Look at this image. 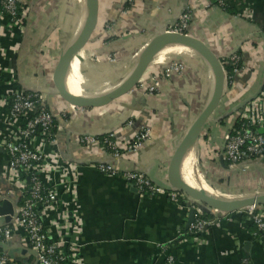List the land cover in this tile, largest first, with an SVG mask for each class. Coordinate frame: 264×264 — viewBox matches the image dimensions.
I'll list each match as a JSON object with an SVG mask.
<instances>
[{
  "label": "crops",
  "instance_id": "0c3cea01",
  "mask_svg": "<svg viewBox=\"0 0 264 264\" xmlns=\"http://www.w3.org/2000/svg\"><path fill=\"white\" fill-rule=\"evenodd\" d=\"M86 1L23 0L26 23L20 28L7 18H0V142L15 131L14 124L8 121L6 99L17 89L51 91L47 95L48 107L63 128L56 146L50 148L53 152L46 151V168L52 162L63 174L45 171L41 175L48 186L56 184L61 197L57 209L42 213L45 229L53 238L63 229L62 237L68 247L78 243L76 264H264V246L245 216L233 217L219 228L191 236L186 228L190 208H180L164 197H140L136 188L123 178L98 172L99 164L112 163L121 171L139 170L149 175L158 163L163 169L160 176L166 178L176 147L211 99L214 76L201 55L177 45L156 53L152 64L158 69L165 68L171 57L179 54L198 64L207 81H202L198 74L160 78L157 91L149 94L148 88L155 85L150 67L140 82L143 88L137 86L107 106L85 109V115L68 109L50 79L61 55L82 31L87 18ZM126 3V0H100L98 27L82 51L85 55L86 50L95 51L99 59L93 64L79 61L81 52L66 71L79 94L100 97L118 87L132 71L134 59L143 46L175 25L179 16L189 10H196L188 30L190 36L205 42L217 56L237 53L258 63L257 71L235 80L226 90L218 116L211 117L219 118V123L206 126L195 146H190L180 161L183 181L223 199L199 174L197 158L209 155L216 162L213 156L218 150L223 156L225 140L237 122L238 115L233 111L263 83L264 0L232 2L229 6L236 15L212 6L209 0H137L129 10ZM244 14L251 15V20L240 17ZM107 54L118 57L116 64L106 62ZM116 70L119 73L114 75ZM203 100L205 107L200 106ZM143 127L150 132L144 146L116 160L96 146L80 145L77 141L81 136L113 135L125 143ZM218 162L221 166L219 158ZM246 166L264 173L263 162H250ZM7 167L8 154L0 147V190L4 191L16 183L6 175ZM221 169L225 170L222 166ZM10 247L17 250L14 264H35L33 254L21 253L31 250L23 233L14 236ZM0 255L10 259L1 249Z\"/></svg>",
  "mask_w": 264,
  "mask_h": 264
},
{
  "label": "built area",
  "instance_id": "2783aa9c",
  "mask_svg": "<svg viewBox=\"0 0 264 264\" xmlns=\"http://www.w3.org/2000/svg\"><path fill=\"white\" fill-rule=\"evenodd\" d=\"M22 1L3 0L0 18H7L9 23L20 28L25 18V11L23 14L20 13ZM126 1L127 7L125 6V8L129 10L134 7L137 0ZM237 1L242 2L244 0H209V3L224 10L225 6ZM195 13L196 10L183 13L179 16L177 23L167 31L190 35L188 30ZM240 17L250 21L252 16L244 14ZM107 28L112 29L113 27L108 26ZM258 54H260L259 51ZM109 57L113 59L114 55L110 54ZM218 57L223 65L228 87H231L235 80L246 77L259 69L256 61L253 63L252 60H245L242 55L237 53ZM227 64L232 65V74L226 71L225 66ZM150 67H153L152 82L155 85L148 88L147 92L149 94L157 90L156 86L160 78L188 75L187 68L178 60H170L165 68L158 69L154 64ZM138 86L143 88L141 83ZM59 98L64 101L61 97ZM6 100H8V104H6L9 109L7 113L8 121L14 124L15 131L2 139L0 147L8 154L6 175L15 180L16 183H12L9 191L0 190V206L3 202L8 201L14 205L16 204V207L14 208L15 215L12 222L0 226V245H10L11 240L17 233H23L26 244L36 253L35 264H59L69 260L76 264L78 262L76 259L78 243L68 247L66 238L62 237L63 229L61 228L58 237L53 238V234L45 229L41 220L42 213L45 210L57 209L61 202L60 192L56 188V184L53 187L48 186L41 175L45 171L48 173H51V171L63 172L52 162H49V166L46 168V163H48L46 151L53 152L50 148L56 146L58 133L63 128L59 126L58 119L49 109L46 94L38 91L30 94L25 89H17ZM67 107L70 110H79L81 114L85 115V109L75 108L69 104H67ZM236 114L238 115L236 120L245 123L238 128L235 124L231 134L225 140L223 157L229 163L227 171L230 169L235 171L236 168L244 164L264 158V86L261 94L247 104L240 113ZM149 135V128L143 127L131 140L125 143L116 140L113 135H108L103 141L98 137L88 135L79 137L77 141L80 145L96 146L100 152H105L116 160L120 159L126 152L142 148L149 139ZM97 169L105 176H119L131 183L140 197H164L180 208L188 207L193 210L195 220L188 229V234L191 236H200L211 228L221 227L222 223L231 222L233 217L243 215L255 228L254 235L260 244L264 246V207H252L236 213H221L214 210L206 213L195 201L183 193L177 190L167 191L158 187L144 171H121L112 163L99 164ZM162 171H160L161 175L163 174ZM160 174L159 178L165 181V176L161 177ZM65 229L71 233L68 227H65ZM65 232L67 233L66 230ZM59 236L62 238H59ZM0 264H14V262L6 256L0 255Z\"/></svg>",
  "mask_w": 264,
  "mask_h": 264
},
{
  "label": "water",
  "instance_id": "95a60500",
  "mask_svg": "<svg viewBox=\"0 0 264 264\" xmlns=\"http://www.w3.org/2000/svg\"><path fill=\"white\" fill-rule=\"evenodd\" d=\"M1 1L2 0H0V4ZM99 7L100 0H87V18L82 31L70 47L63 52L55 67L52 79L55 86V92L58 96L61 97L67 104L79 109L104 107L129 94L140 84L145 72L156 58V52L160 48L169 45H180L196 51L208 63L214 76V88L211 99L184 135L179 145L176 147L166 170V180L163 181L159 178L161 169L158 163L154 165L148 176L154 184L164 190H177L183 193L188 198L195 201L197 205L206 213H210L211 210L221 213H236L252 207H264V192L258 195H250L229 200L225 198L219 199L208 195L204 190H198L188 185V183L180 179L178 175L179 163L183 154L190 146H195L198 139H200L204 128L221 105L224 94L229 88L220 58L205 42L200 39L190 35L170 33L167 30L158 33L153 36L140 50L132 73L126 80L121 82L117 88L100 97L94 98L80 97L67 90L63 83L64 74L69 69L71 63L77 55H79L91 42L99 23ZM263 86L264 85L262 83L260 88L253 95L243 100L241 104L235 108L233 113L241 111L247 104L256 99L261 94ZM38 92L46 95L51 94V91L43 89ZM219 161L225 170L229 169V167L224 163L223 156H220ZM252 162L264 163V158ZM14 208L15 206L8 201L2 203L0 206V226H3L4 223L10 224L12 222V218L15 215ZM194 216L195 213L191 210L186 228H189V226L194 222ZM0 249L4 251L11 260L15 259L14 253L17 250L12 249L10 245H0ZM21 253H30L36 256V253H33L32 250H21Z\"/></svg>",
  "mask_w": 264,
  "mask_h": 264
},
{
  "label": "rangeland",
  "instance_id": "374dc122",
  "mask_svg": "<svg viewBox=\"0 0 264 264\" xmlns=\"http://www.w3.org/2000/svg\"><path fill=\"white\" fill-rule=\"evenodd\" d=\"M86 1V0H85ZM87 2V1H86ZM86 55L84 52L81 53V55L78 56L79 61H87L90 63H97L98 59L95 56V51H89L86 50ZM175 56L171 57L170 60H178L179 62L183 63L185 67L187 68L188 75H199L200 77H203L202 81L206 80V75L199 67L198 64L194 63V61L190 60L189 58L180 56L179 54H174ZM110 55L107 54L106 62L109 64H116L118 61V57L114 56V58H110ZM86 57V59H85ZM179 57V58H178ZM137 57L134 59L136 61ZM114 60V61H111ZM169 60V61H170ZM169 63V62H168ZM198 65V67H196ZM119 72L116 70L113 74L117 75ZM53 81V79H50ZM142 84V83H141ZM143 85V84H142ZM207 89V84H206ZM157 91V90H156ZM206 101L203 100V103L200 104V106L205 107ZM222 104L219 106L221 107ZM203 110L200 111L199 115L201 114ZM219 109L216 110L214 113L216 116H218ZM237 115V114H236ZM236 118L234 115L233 119ZM220 119H214L210 118V120L207 123V127H213V125H217L219 123ZM232 131V130H231ZM209 155H203V158L199 159L197 158V166H198V172L201 173L207 180V182L210 184V188L213 191H218L225 199H234V198H240L250 195H258L262 192H264V173L263 172H256L255 170H251L249 167H247L245 164L240 166L239 168H236L235 171L230 169L222 170L221 166L219 165L218 158H220L219 150L216 152V155L213 157H216V162L211 158L208 157ZM219 156V157H218ZM215 162V163H214ZM215 166V169L211 168V165ZM227 165V164H226ZM217 196V195H216ZM219 198V197H218Z\"/></svg>",
  "mask_w": 264,
  "mask_h": 264
},
{
  "label": "trees",
  "instance_id": "16d2710c",
  "mask_svg": "<svg viewBox=\"0 0 264 264\" xmlns=\"http://www.w3.org/2000/svg\"><path fill=\"white\" fill-rule=\"evenodd\" d=\"M3 1V0H2ZM2 1H1V4H0V11H2V9H3V6H2ZM26 10V6H21L20 7V13L21 14H23V12ZM224 11H226V12H228V13H230V14H232V15H236V11L231 7V6H225L224 7ZM26 23V20H25V18L23 19V21H22V24L24 25ZM225 69H226V71L227 72H229V73H231L232 74V72H233V67H232V65H230V64H227L226 66H225ZM19 87H21V88H23L22 86H21V84H19ZM28 93H30V94H33L34 93V91H31V90H28V89H25ZM226 118H228V116L227 117H225V119ZM243 123H245V122H243V121H237V123H236V128H238V127H240ZM108 137V135H104V136H101V137H98L101 141H103V140H105V138H107ZM226 164L227 165H229V163L228 162H226ZM240 217V216H239ZM255 229V228H254ZM255 231V230H254ZM70 262V263H69ZM59 264H73L70 260L68 261V262H63V263H59Z\"/></svg>",
  "mask_w": 264,
  "mask_h": 264
},
{
  "label": "bare ground",
  "instance_id": "6f19581e",
  "mask_svg": "<svg viewBox=\"0 0 264 264\" xmlns=\"http://www.w3.org/2000/svg\"><path fill=\"white\" fill-rule=\"evenodd\" d=\"M87 16V15H86ZM174 46H177V45H169V46H164V47H162V48H160L156 53H158V52H160V51H163V50H165V49H168V48H170V47H174ZM136 64V63H135ZM135 66V65H134ZM134 68V67H133ZM132 71H133V69H132ZM132 71L130 72V74L132 73ZM130 74L127 76V78L130 76ZM126 78V79H127ZM126 79H124V80H126ZM123 80V81H124ZM64 83H65V87L67 88V90L69 91V92H71V93H74V94H76V95H78V96H80V97H87V96H84V95H81V94H79L78 93V91L75 89V87L73 86V81H72V78H71V76H70V74L69 73H65V76H64ZM117 88V87H116ZM97 94V93H96ZM88 97H90V96H88ZM90 98H94V97H90ZM188 150V149H187ZM186 150V151H187ZM186 151H185V153H186ZM184 153V154H185ZM188 153V152H187ZM183 154V155H184ZM187 155V154H186ZM183 157V156H182ZM181 160H182V158H181ZM180 160V161H181ZM185 161H186V166L189 164L187 161V158L185 159ZM179 165H180V163H179ZM185 167V166H184ZM180 174H181V168L179 167V172H178V175H179V177H180V179H182V177L180 176ZM183 180V179H182ZM202 190V189H201ZM216 198H218V197H216ZM220 199V198H219Z\"/></svg>",
  "mask_w": 264,
  "mask_h": 264
}]
</instances>
